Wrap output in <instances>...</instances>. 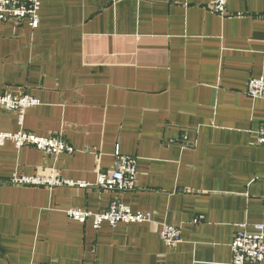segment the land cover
<instances>
[{
  "label": "crops",
  "instance_id": "1",
  "mask_svg": "<svg viewBox=\"0 0 264 264\" xmlns=\"http://www.w3.org/2000/svg\"><path fill=\"white\" fill-rule=\"evenodd\" d=\"M40 0L39 26L0 23V95L28 96L22 128L73 155L0 147V264H232L238 225L264 226V0ZM20 130L0 108V132ZM136 158L128 192L15 185L16 176L95 184L115 153ZM119 201L153 222L70 220ZM202 220L194 224V219ZM180 229L173 249L161 225ZM264 264V263H262Z\"/></svg>",
  "mask_w": 264,
  "mask_h": 264
},
{
  "label": "built area",
  "instance_id": "2",
  "mask_svg": "<svg viewBox=\"0 0 264 264\" xmlns=\"http://www.w3.org/2000/svg\"><path fill=\"white\" fill-rule=\"evenodd\" d=\"M229 0H210V10L217 16L225 18L227 15V3ZM40 0H0V23L19 25L27 23L32 30L39 26ZM246 96L250 99L264 100V75L259 78H251L246 83ZM38 105V101L32 97H14L8 94L0 95V108L15 113L20 130L16 133L0 132V147L5 142H11L16 149L24 147L33 148L46 156L56 157L60 154L73 155L75 149L60 136L40 137L34 133L25 131L23 120L26 110ZM257 145L264 147V129L257 135ZM115 168L110 172H99L95 184L84 182H72L66 179L51 176L25 177L16 176L10 179L15 185L44 186V187H72V188H97L100 191L128 192L135 188L136 158L115 153ZM67 217L80 224L92 221L93 228L99 229L102 224L115 227L118 224H140L153 222V214L150 212H133L129 207L119 201L112 202L109 207L98 213L77 208L68 209ZM202 217L194 219L197 224ZM160 237L165 246L173 249L181 243L180 229L173 225H161ZM232 264H262L264 263V226L254 225L249 230L246 224L238 225L232 243Z\"/></svg>",
  "mask_w": 264,
  "mask_h": 264
}]
</instances>
